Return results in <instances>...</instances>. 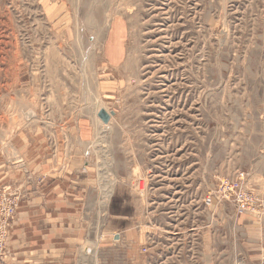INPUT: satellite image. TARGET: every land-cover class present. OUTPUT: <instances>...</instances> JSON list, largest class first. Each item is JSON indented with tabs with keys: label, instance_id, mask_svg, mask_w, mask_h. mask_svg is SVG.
I'll list each match as a JSON object with an SVG mask.
<instances>
[{
	"label": "rangeland",
	"instance_id": "1",
	"mask_svg": "<svg viewBox=\"0 0 264 264\" xmlns=\"http://www.w3.org/2000/svg\"><path fill=\"white\" fill-rule=\"evenodd\" d=\"M4 167L60 264H264V0H0Z\"/></svg>",
	"mask_w": 264,
	"mask_h": 264
},
{
	"label": "crops",
	"instance_id": "2",
	"mask_svg": "<svg viewBox=\"0 0 264 264\" xmlns=\"http://www.w3.org/2000/svg\"><path fill=\"white\" fill-rule=\"evenodd\" d=\"M41 164H44L46 166L43 169L44 174H49L52 169L57 170V173L52 174H58L62 173L59 170L65 163L62 162V159H60L57 154L54 155L52 160L41 162ZM46 168L48 169L47 171L45 170ZM11 177L12 176L10 169H8L7 167H4V169L0 170V187H10L11 185L9 184V182L11 181ZM29 204L31 205L33 203H28V206L26 208L27 212L31 210ZM42 204L45 209H47L48 207V214L46 217H48L49 219L46 221V224H43L39 229H33L34 225L30 226L31 221H34L33 219H31L33 217H30V213L33 210L28 214L22 213V210H19V214H17L15 220L12 221L8 230L6 241V255L8 257H5V260L10 259V264H60V260L62 259V255L64 253L63 251L59 250L62 247L61 245H56L51 241H48L44 244L43 242L39 241L35 245H32L28 242H23L24 233L28 234L29 232H31L30 228L35 231L38 238H40L41 235H43L42 233L45 232L47 233L44 235L45 237L50 238L56 235V231L54 230L55 224H52V218L55 216L58 217V213H60V211L53 210L49 207L51 206V204H54L50 203V200L44 199L42 201ZM242 219L247 218L243 217ZM43 223H45V221H43ZM251 231L252 230H249V232ZM254 232H256V230H254ZM57 233L59 234V231H57Z\"/></svg>",
	"mask_w": 264,
	"mask_h": 264
},
{
	"label": "built area",
	"instance_id": "3",
	"mask_svg": "<svg viewBox=\"0 0 264 264\" xmlns=\"http://www.w3.org/2000/svg\"><path fill=\"white\" fill-rule=\"evenodd\" d=\"M241 174L236 180H225L221 186L222 199L231 201L239 212H253L257 200L245 191ZM19 206V196L10 187H0V262L6 256V241L9 227L16 215Z\"/></svg>",
	"mask_w": 264,
	"mask_h": 264
},
{
	"label": "water",
	"instance_id": "4",
	"mask_svg": "<svg viewBox=\"0 0 264 264\" xmlns=\"http://www.w3.org/2000/svg\"><path fill=\"white\" fill-rule=\"evenodd\" d=\"M114 115L113 112L107 113L104 109H100L96 114V117L103 123L108 124L110 118Z\"/></svg>",
	"mask_w": 264,
	"mask_h": 264
},
{
	"label": "bare ground",
	"instance_id": "5",
	"mask_svg": "<svg viewBox=\"0 0 264 264\" xmlns=\"http://www.w3.org/2000/svg\"><path fill=\"white\" fill-rule=\"evenodd\" d=\"M149 38V37H148ZM108 193V192H107ZM110 194V193H109Z\"/></svg>",
	"mask_w": 264,
	"mask_h": 264
}]
</instances>
